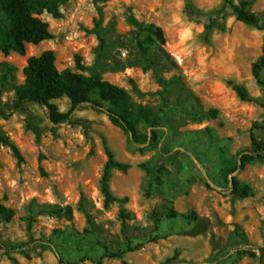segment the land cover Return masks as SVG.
Returning a JSON list of instances; mask_svg holds the SVG:
<instances>
[{"label": "rangeland", "instance_id": "374dc122", "mask_svg": "<svg viewBox=\"0 0 264 264\" xmlns=\"http://www.w3.org/2000/svg\"><path fill=\"white\" fill-rule=\"evenodd\" d=\"M192 2L194 15L185 0H65L61 18L46 11L40 17L53 39L28 45L26 56L0 51V112L14 105L27 59L51 50L60 72L96 71L135 104L164 115L154 141L143 147L87 105L59 126L38 104L0 115V204L13 211L11 219L0 217V242L48 241L69 264H264V156L229 177L222 173L225 161L252 153L251 127L264 123V88L252 76L264 32L238 22L226 0ZM251 10L264 19V0ZM130 13L164 30L165 43L157 41L146 57L137 46L146 33L129 22ZM211 17L217 24L207 36ZM230 81L254 100H240ZM54 104L61 113L71 109L67 97ZM139 130L152 131L143 123ZM255 133L264 139V130ZM104 141L116 160L130 165L125 174L112 171L117 201L108 206L101 189ZM232 177L248 184L252 196L233 195ZM172 209L176 218L168 217ZM0 264L59 262L36 246L25 254L0 250Z\"/></svg>", "mask_w": 264, "mask_h": 264}, {"label": "trees", "instance_id": "16d2710c", "mask_svg": "<svg viewBox=\"0 0 264 264\" xmlns=\"http://www.w3.org/2000/svg\"><path fill=\"white\" fill-rule=\"evenodd\" d=\"M65 0H0V51L9 56L12 53L26 56L27 46L39 45L44 41L53 39L49 24L40 17L46 11L55 19L62 17L60 6ZM256 0H241L235 3L226 0V3L233 9L236 20L244 25L254 27L264 32V19L251 10ZM185 7L190 14H196V8L192 0H185ZM128 20L137 27L141 32L146 33V37L137 41V46L143 57H146L152 46L159 41L165 43L164 30L155 25H146L139 22L130 13ZM207 26V36H210L212 30L217 24V20L211 17ZM101 25L100 21L95 23L93 32H97ZM79 69L84 72L87 68L81 65L80 59L77 58ZM264 39L262 54L259 60L252 66V76L257 84L264 88ZM25 81L16 87V101L12 108L6 112H0L3 118L10 117L16 111L26 110L28 104H38L46 108L50 122L54 126H59L71 121L73 116L81 107L87 105L94 109L103 111L110 122L119 128L127 136L129 143L138 146H146L154 141L156 128L161 126L163 113L155 114L154 109L150 106L135 104L131 96L124 90L102 79L101 75L92 71L88 77L82 74H76L67 69L60 72L56 66V57L53 51L46 50L38 56H32L27 59L26 66L23 69ZM159 82L166 88V82L159 78ZM233 91L238 98L244 102H251L254 99L249 94L247 88L243 85L229 82ZM67 97L71 102V109L67 113H61L54 101ZM93 97H96L95 100ZM103 102V107L100 102ZM264 110V101L260 103ZM216 112V111H215ZM143 123L152 129L149 133H143L139 130L140 124ZM264 130V123L255 122L250 130V139L253 146L252 153L241 152L237 160L225 161L222 173L225 177L231 176L236 170H242L246 165L261 159L264 156V139L258 138L255 131ZM151 133L150 136L149 134ZM7 146L11 147L14 154L21 160L18 148L6 141ZM104 151L107 155V162L101 179V189L105 198V205L117 201L110 189V179L113 170L121 173H127L130 165L116 160L113 152L104 141ZM147 172H151L147 164L140 165ZM229 190L239 198H248L253 192L248 184L238 181L235 177L230 179ZM13 211L5 208L0 204V217L11 219ZM178 214L172 209L168 213L169 218H176ZM40 246L50 250L58 259L59 264L67 263L58 249L50 242L43 240H33L24 245L8 246L0 242V250L5 254L14 253L25 254L29 248ZM140 245L128 247L129 252L137 251ZM251 255H256L255 250L247 251ZM107 256H114L109 252ZM121 256V255H120ZM119 256V257H120ZM262 258V257H260ZM162 264H173L172 259H167ZM177 264H190L181 262Z\"/></svg>", "mask_w": 264, "mask_h": 264}]
</instances>
